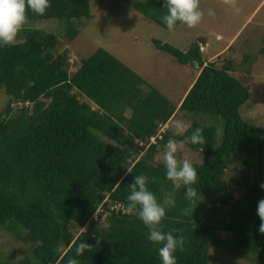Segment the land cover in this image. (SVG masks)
Instances as JSON below:
<instances>
[{
  "label": "trees",
  "instance_id": "16d2710c",
  "mask_svg": "<svg viewBox=\"0 0 264 264\" xmlns=\"http://www.w3.org/2000/svg\"><path fill=\"white\" fill-rule=\"evenodd\" d=\"M123 1L167 29L164 0ZM50 4L44 15L28 10V20L90 16L88 0ZM78 27L70 22L58 38L24 26L21 41L0 46V88L7 97L4 115L0 112V226L31 244L15 261L0 256V264H32L31 257L38 264H67L70 257L79 264H162L161 245L148 239L149 229L137 215L123 211L128 186L140 174L149 177L147 186L158 201L169 193L175 201L161 226L165 232L181 230L173 234L186 238L184 251L174 253L176 264H206L209 246L224 240L216 236V228L229 232L230 247L264 261L257 215L258 201L264 198L259 187L264 182V129L239 115L247 92L230 73L231 59L218 63L219 53L207 60L205 50L199 49L205 43L202 36L184 50L151 39L157 50L178 63L198 68L174 105L103 48L68 70L70 51L65 45ZM58 45L65 47L59 50ZM258 52L264 55V45ZM176 109L191 116L185 135L201 127L205 138L204 144L185 145L200 155L199 162H192L198 179L191 185L197 190L191 201L185 198V186L173 190L158 160L169 139H183L163 128ZM201 115L221 120L219 137L218 127L200 120ZM233 161L242 168L236 181L243 189L240 198H233L224 179L225 163ZM126 167L132 173L126 175ZM82 241L93 247L76 256Z\"/></svg>",
  "mask_w": 264,
  "mask_h": 264
},
{
  "label": "rangeland",
  "instance_id": "374dc122",
  "mask_svg": "<svg viewBox=\"0 0 264 264\" xmlns=\"http://www.w3.org/2000/svg\"><path fill=\"white\" fill-rule=\"evenodd\" d=\"M200 6L205 14L197 26L189 28L178 22L172 31L157 25L123 0H88L90 16L87 19L38 18L28 20L25 27L36 28L39 25L40 29L53 32L61 38L70 22L79 25L77 34L65 45L70 51L71 65L68 70H74L79 65V60L96 48H103L143 77L148 85L157 89L174 105L179 103L194 80L198 68L195 64L178 63L171 55L157 50L151 39L184 50L198 36H202L206 47L204 57L214 60L221 53V57L215 59L216 62L220 63L224 57L231 59L233 70L230 73L246 88V99L238 109L240 117L248 124L264 129V55L258 52L259 47L264 45V0H235L234 5L225 4L224 0H201ZM209 9L213 10L214 15H208ZM22 39L20 32L16 42ZM65 46L58 45L57 48L61 50ZM142 88L147 91L146 85ZM6 100L7 97L0 88L1 116L4 115ZM190 117L189 113L176 109L167 122L172 135H175L172 122L181 120L190 123ZM199 119L216 125L219 137V118L201 115ZM184 156L191 162L200 160L198 152H192L186 147L178 154V158ZM240 170L242 168L237 161L225 163V184L233 198L242 196L243 189L236 184ZM226 219H230L228 214ZM215 234L224 240L218 245L209 246L206 264H264V261L252 260V256L256 255L230 247L233 238L228 231L216 228ZM30 248V243L15 239L0 226V256L3 259L15 261Z\"/></svg>",
  "mask_w": 264,
  "mask_h": 264
},
{
  "label": "clouds",
  "instance_id": "9594fccd",
  "mask_svg": "<svg viewBox=\"0 0 264 264\" xmlns=\"http://www.w3.org/2000/svg\"><path fill=\"white\" fill-rule=\"evenodd\" d=\"M224 3L234 5L235 0H224ZM200 4L201 0H164L167 14L162 17V21L169 31L174 30L178 22L193 28L202 21L205 14ZM49 7H51L50 0H0V46L15 44L18 34L28 23V10L44 15ZM208 15H214L213 10L209 9ZM39 27V25L36 26V28ZM171 126L175 129V135L183 139H169L167 142L166 150L162 154L166 177L172 182L174 191L182 185L185 186V198L191 201L197 197V190L191 187L197 182V170L187 156L178 158V154L184 151L186 144L205 143L203 128L197 127L191 131L190 135H185L191 128L190 123L174 120ZM126 169V175L132 173V168L126 167ZM148 183L147 175H135L134 181L128 186L130 189L127 195L128 203L123 211L127 215H137L149 229L148 239L161 245L158 253L162 264H176L174 253L177 249L184 251L186 238L183 235L173 234L181 230L165 232L161 226L166 209L174 206L175 201L171 193L167 194L163 201H158L155 194L149 190ZM259 187L264 189V182ZM257 215L260 219L259 232L264 234V198L258 201ZM92 247L93 245L82 241L76 246V256L82 255L85 250L91 251ZM30 259L32 264H38L35 257ZM67 264H79V261L75 257H70Z\"/></svg>",
  "mask_w": 264,
  "mask_h": 264
},
{
  "label": "built area",
  "instance_id": "2783aa9c",
  "mask_svg": "<svg viewBox=\"0 0 264 264\" xmlns=\"http://www.w3.org/2000/svg\"><path fill=\"white\" fill-rule=\"evenodd\" d=\"M199 49L202 50L203 49V46H199ZM150 141L153 142L154 141V138L153 137H150ZM118 204L115 205V207H117Z\"/></svg>",
  "mask_w": 264,
  "mask_h": 264
},
{
  "label": "crops",
  "instance_id": "0c3cea01",
  "mask_svg": "<svg viewBox=\"0 0 264 264\" xmlns=\"http://www.w3.org/2000/svg\"><path fill=\"white\" fill-rule=\"evenodd\" d=\"M200 44H201V43H200ZM203 47H204V50H205V49H206V47H205V43H204ZM218 53H219V52H218ZM163 127H164V128L167 127V123L164 124Z\"/></svg>",
  "mask_w": 264,
  "mask_h": 264
}]
</instances>
